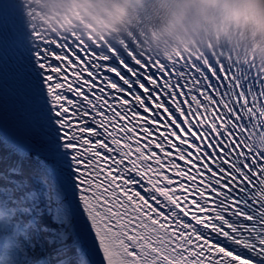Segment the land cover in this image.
<instances>
[{"label":"snow or ice","instance_id":"1","mask_svg":"<svg viewBox=\"0 0 264 264\" xmlns=\"http://www.w3.org/2000/svg\"><path fill=\"white\" fill-rule=\"evenodd\" d=\"M0 264H264V69L0 0Z\"/></svg>","mask_w":264,"mask_h":264},{"label":"bare ground","instance_id":"2","mask_svg":"<svg viewBox=\"0 0 264 264\" xmlns=\"http://www.w3.org/2000/svg\"><path fill=\"white\" fill-rule=\"evenodd\" d=\"M28 16L37 31L51 36L49 0H25ZM249 22L253 28V37L264 56V0H241Z\"/></svg>","mask_w":264,"mask_h":264}]
</instances>
